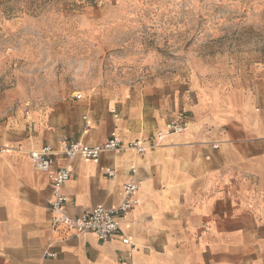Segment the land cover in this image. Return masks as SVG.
I'll use <instances>...</instances> for the list:
<instances>
[{
	"label": "crops",
	"instance_id": "1",
	"mask_svg": "<svg viewBox=\"0 0 264 264\" xmlns=\"http://www.w3.org/2000/svg\"><path fill=\"white\" fill-rule=\"evenodd\" d=\"M126 95L65 101L47 116L25 107L0 123V264H264V73L235 84L190 66L174 79H148L142 98ZM179 117L186 129L144 155L55 157V167L73 172L63 189L72 217L118 206L124 184L138 183L121 234L100 241L53 224L51 182L30 151L58 152L64 137L101 144L113 130L124 143L153 138Z\"/></svg>",
	"mask_w": 264,
	"mask_h": 264
},
{
	"label": "rangeland",
	"instance_id": "2",
	"mask_svg": "<svg viewBox=\"0 0 264 264\" xmlns=\"http://www.w3.org/2000/svg\"><path fill=\"white\" fill-rule=\"evenodd\" d=\"M190 66L235 84L264 73V0H0V123L142 98Z\"/></svg>",
	"mask_w": 264,
	"mask_h": 264
},
{
	"label": "built area",
	"instance_id": "3",
	"mask_svg": "<svg viewBox=\"0 0 264 264\" xmlns=\"http://www.w3.org/2000/svg\"><path fill=\"white\" fill-rule=\"evenodd\" d=\"M81 94L78 98H81ZM25 113L29 115V109ZM86 119V117H84ZM87 127L90 124L87 122ZM188 126L185 117L170 120L165 129L158 131L153 138H137L124 143L113 130L107 140L101 144H88L82 141L71 140L64 137L60 143V149L56 152L52 147L45 146L40 150L30 151V157L34 166L41 172L47 174L52 186L51 212L52 222L55 226H65L76 235L93 233L100 241H109L121 234L119 218L127 216L137 205V191L139 185L136 181L130 180L124 184L122 202L115 207H107L103 204L96 205L90 211L78 217H72L65 212V205L68 197L63 189L66 183L72 178V170L67 167H55V157L61 153L68 159H83L98 161L105 152L122 153L133 151L138 155H144L159 147L169 135L182 133ZM217 147V145H214ZM130 171L135 174L137 167L134 163L129 166ZM106 174L109 177L115 175L114 170L108 169ZM121 241L130 244V239L122 236ZM49 256H55L49 253Z\"/></svg>",
	"mask_w": 264,
	"mask_h": 264
}]
</instances>
